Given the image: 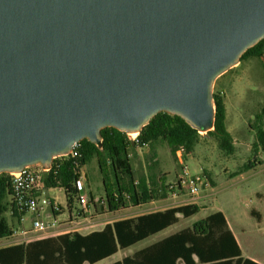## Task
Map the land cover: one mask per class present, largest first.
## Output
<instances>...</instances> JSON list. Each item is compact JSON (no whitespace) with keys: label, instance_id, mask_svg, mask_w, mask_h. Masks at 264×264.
<instances>
[{"label":"water","instance_id":"obj_1","mask_svg":"<svg viewBox=\"0 0 264 264\" xmlns=\"http://www.w3.org/2000/svg\"><path fill=\"white\" fill-rule=\"evenodd\" d=\"M263 39L264 0H0V174L162 112L207 133L216 79Z\"/></svg>","mask_w":264,"mask_h":264},{"label":"trees","instance_id":"obj_2","mask_svg":"<svg viewBox=\"0 0 264 264\" xmlns=\"http://www.w3.org/2000/svg\"><path fill=\"white\" fill-rule=\"evenodd\" d=\"M263 56L264 39L248 49L240 63L248 58L260 59ZM213 103V129L204 135L212 137L219 149L230 155L234 152V145L225 124V104L221 92H213ZM249 127L254 131L252 151L260 150L264 155V106L256 113ZM101 136L102 141L98 145L84 139L75 145L72 154L53 159L52 167L43 178L45 189L58 188L63 191L70 218L75 203L78 204L80 191L77 182L82 168L92 158L96 160L104 190L99 203L104 205L106 212H115L164 200L170 196L169 184L162 182L158 185L144 176H136L130 162L132 149L160 142L168 148L172 156L175 157L178 151L185 156L193 151L202 135L180 117L162 112L154 116L133 140L126 133L114 128L102 129ZM257 163L252 158L243 165L242 170L251 169ZM203 173L210 181L207 173ZM90 197L94 212H98L97 203L92 202L91 194ZM199 209L195 203H186L116 220L105 224L101 230L87 234L69 231L8 245L0 248V264H95L114 255L118 250L126 249L161 232L177 223L179 217L196 215ZM24 214L26 211L13 199L11 176L0 174V239L14 235L17 231L15 226H21ZM251 214L260 219L256 211H251ZM75 217L85 218L86 214L78 209ZM111 264L259 263L242 256L224 215L216 211Z\"/></svg>","mask_w":264,"mask_h":264},{"label":"rangeland","instance_id":"obj_3","mask_svg":"<svg viewBox=\"0 0 264 264\" xmlns=\"http://www.w3.org/2000/svg\"><path fill=\"white\" fill-rule=\"evenodd\" d=\"M214 91H219L223 95L225 124L234 145L232 154H225L212 137L204 134H201L199 142L191 153L185 156L181 154V163L178 159L179 155L176 153L175 157L172 156L168 148L160 142L144 148H134L130 154V162L136 176H144L158 185L162 182L166 184L174 182L182 166H185L190 174L205 171L212 186L201 190L194 200L190 201V196L184 193L176 198L169 196L164 200L106 212L104 205L99 203L104 190L96 160L92 158L84 165L81 172L83 193L87 195L92 209L85 218L75 217L76 211L81 210L77 203L72 210L73 219L68 218L63 191L58 188L50 189L47 195L55 200L61 210L53 217L51 210L48 209V212L41 216V220L44 222L55 220L57 225L54 230L49 235H40L32 231L23 236L20 232L32 230V214L26 213L22 217L21 226H15L17 231L14 235L0 239V247L69 231L87 234L101 230L105 224L115 220L131 218L159 208L195 203L200 207L196 215L179 217L177 223L161 232L126 249L118 250L114 255L95 264H111L119 261L216 211L224 215L242 256L264 264V155L260 150L252 151L255 139L254 131L249 127L256 113L264 106V56L260 59L248 58L228 70L216 79ZM129 137L135 138L132 135ZM252 158L258 162L255 167L242 170L243 165ZM90 194L92 202L97 203L98 212H94ZM251 211H256L260 219L253 216ZM6 217L12 225L8 215Z\"/></svg>","mask_w":264,"mask_h":264},{"label":"built area","instance_id":"obj_4","mask_svg":"<svg viewBox=\"0 0 264 264\" xmlns=\"http://www.w3.org/2000/svg\"><path fill=\"white\" fill-rule=\"evenodd\" d=\"M177 154L179 155L178 159L181 163V151H178ZM46 172H48L47 169H42L39 165H36L24 168L21 172L9 174L11 176L12 195L15 203L20 206L22 210L26 211V213L32 214L33 217L32 230L20 232L23 236H26L32 231L40 235H49L57 225L55 220L52 222H44L41 220V216L47 213L48 209L51 210L50 213L53 216L59 211L60 207L55 203V200L47 195L48 190L45 189L43 184V178ZM82 184L83 175L81 173L77 182L80 191L78 205L85 214H89L92 209L87 195L83 193ZM210 187V181L203 171L198 174H190L185 166L180 168V174L175 177V181L168 185L170 197L176 198L187 193V195L190 196V201L194 200L201 190L209 189Z\"/></svg>","mask_w":264,"mask_h":264},{"label":"crops","instance_id":"obj_5","mask_svg":"<svg viewBox=\"0 0 264 264\" xmlns=\"http://www.w3.org/2000/svg\"><path fill=\"white\" fill-rule=\"evenodd\" d=\"M151 203V202H150ZM171 207H173V206H171ZM167 208H169V207H167ZM164 209H166V208H164ZM164 209H156V210H150V211H148V212H145V213H143V214H147V213H150V212H154V211H160V210H164ZM139 215H142V214H139ZM136 216H138V215H136ZM33 218V217H32ZM68 218H70L69 216H68ZM72 218V217H71ZM70 218V219H71ZM44 219H45V217H44ZM73 219V218H72ZM116 221V220H115ZM74 222H77V221H74ZM27 232V231H26ZM12 245V244H11ZM8 246V245H7ZM2 247H5V246H2ZM1 248V247H0Z\"/></svg>","mask_w":264,"mask_h":264},{"label":"bare ground","instance_id":"obj_6","mask_svg":"<svg viewBox=\"0 0 264 264\" xmlns=\"http://www.w3.org/2000/svg\"><path fill=\"white\" fill-rule=\"evenodd\" d=\"M132 136H133V137H135V136H136V134H132Z\"/></svg>","mask_w":264,"mask_h":264}]
</instances>
